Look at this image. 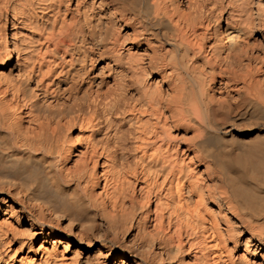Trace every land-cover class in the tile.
<instances>
[{"label": "bare ground", "instance_id": "obj_1", "mask_svg": "<svg viewBox=\"0 0 264 264\" xmlns=\"http://www.w3.org/2000/svg\"><path fill=\"white\" fill-rule=\"evenodd\" d=\"M211 251L264 264V0H0V264Z\"/></svg>", "mask_w": 264, "mask_h": 264}, {"label": "rangeland", "instance_id": "obj_2", "mask_svg": "<svg viewBox=\"0 0 264 264\" xmlns=\"http://www.w3.org/2000/svg\"><path fill=\"white\" fill-rule=\"evenodd\" d=\"M48 248H50V247H48ZM214 253H215V252H213V251L208 252V257H209V259H210V258L212 259V260L210 259L211 264H213V262H214V264H219L218 262L221 263L222 261H219V260L216 259V258H217L216 255H217L218 253H216V255H215ZM212 254H213V255H212ZM211 255H212L213 257H212ZM221 255H222V254H221ZM214 256H215L216 258H215ZM215 260H216V261H215Z\"/></svg>", "mask_w": 264, "mask_h": 264}]
</instances>
